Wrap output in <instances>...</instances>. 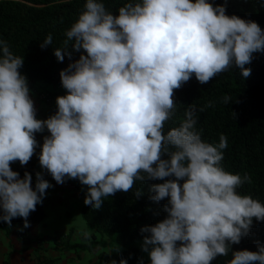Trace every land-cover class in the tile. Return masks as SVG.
Listing matches in <instances>:
<instances>
[{"label": "clouds", "instance_id": "clouds-1", "mask_svg": "<svg viewBox=\"0 0 264 264\" xmlns=\"http://www.w3.org/2000/svg\"><path fill=\"white\" fill-rule=\"evenodd\" d=\"M65 35L81 55L60 72L66 94L43 120L20 72L24 57L0 40V221L23 218L29 227L30 213L43 203L51 187L44 172L33 188L30 172L21 177L11 167L26 166L40 147L41 168L58 184L86 186L84 203L93 209L136 181H164L151 185L150 199L167 200V215L141 228L150 264H212L227 256L254 220L264 222V203L238 192L251 178L224 169L227 138L204 141L194 106L178 127L165 133L164 125L174 115L175 90L193 76L206 84L235 67L248 78L254 54L264 53V29L210 0H128L118 15L86 0ZM49 45L50 34L41 47ZM68 49L55 48L59 62L71 59ZM45 130L41 146L36 133ZM256 243L257 251L232 252L228 264H264V244Z\"/></svg>", "mask_w": 264, "mask_h": 264}, {"label": "trees", "instance_id": "trees-1", "mask_svg": "<svg viewBox=\"0 0 264 264\" xmlns=\"http://www.w3.org/2000/svg\"><path fill=\"white\" fill-rule=\"evenodd\" d=\"M106 9L118 15V10L128 0H100ZM215 5H225L227 15H237L242 19L257 22L264 29V0H210ZM86 0H0V40L8 43L10 50L24 57L20 72L28 79L30 90L36 89L39 81L61 84L60 72L79 59L81 53L72 50L73 41H65L66 31L77 21L84 11ZM52 36V45L46 48L41 43L48 35ZM55 48L68 49L71 59L65 55L59 62L54 55ZM248 67L251 75L244 78L240 70L231 67L214 77L206 84H200L195 76L180 89L175 90L176 108L174 115L164 125L165 133L178 127L185 118V111L196 108V130L206 142L216 144L223 134L228 141L224 150L222 166L228 172L248 175L251 183H245L238 189L243 195H250L264 203V53H255ZM66 94V90H65ZM64 94V95H65ZM230 97L224 103V97ZM211 103V107H207ZM200 109H204L200 111ZM50 115L57 111L56 100L50 105ZM37 159L33 156L26 166L19 161L12 163L14 171L23 177L25 172L32 174V186L35 188ZM164 181H136L133 188L117 192L104 200L100 209H93L83 203L81 213L87 225L97 231L86 233L80 240L70 241L72 233L56 232L52 235L53 247L65 250H92L101 246L97 260L85 264H101L115 260L117 264L126 259L128 264H150L136 239L144 238L141 228L155 225L166 217L163 206L167 200L155 202L150 199L153 183ZM140 191L141 196L136 197ZM45 207L38 204L31 212L29 223L41 221ZM23 218H14L9 225L0 221V228L9 233L14 226H24ZM257 241L264 244V222L254 220L250 234L239 244L232 245L227 256L217 257L212 264H228L237 250L257 251ZM51 258L38 257L35 264H50Z\"/></svg>", "mask_w": 264, "mask_h": 264}, {"label": "rangeland", "instance_id": "rangeland-1", "mask_svg": "<svg viewBox=\"0 0 264 264\" xmlns=\"http://www.w3.org/2000/svg\"><path fill=\"white\" fill-rule=\"evenodd\" d=\"M36 86V89L30 90V95L35 103L37 112L42 114L41 120L47 119L50 117V105L58 96L65 94V89L59 86V84L45 81H39ZM37 172H44V179L51 185V187L46 190V195L43 198L45 215L40 223L51 228L52 233H60L61 231H66L68 228L73 227L74 239L76 240L80 239V236H76V234L79 235L78 232L96 233V235L99 236L97 231L87 225L81 213L87 187L81 185L78 180H67L64 184H58L50 174L41 168L39 159H37ZM106 199L107 198L104 200ZM134 242L150 261L149 255L142 250L143 238L136 239ZM30 245L33 247L32 243ZM45 248H48V245L41 243L34 253L40 252ZM101 248V246H98L89 250V252L94 253V249L100 251ZM60 251L68 255V250L62 249L58 250L57 256H61ZM73 252L75 251L72 250V253ZM75 256L78 257L79 253ZM111 262V260H107L101 264H111Z\"/></svg>", "mask_w": 264, "mask_h": 264}, {"label": "crops", "instance_id": "crops-1", "mask_svg": "<svg viewBox=\"0 0 264 264\" xmlns=\"http://www.w3.org/2000/svg\"><path fill=\"white\" fill-rule=\"evenodd\" d=\"M41 118L42 114L37 112V119ZM45 135H49L47 130L43 133H36V139L41 146ZM40 151L41 148L38 147L34 156H38ZM29 225L26 228L24 226H14L9 233L0 228V264H35L38 257L51 258L50 264H85L90 260L94 261L98 258L99 251L95 249L94 253H90L89 250H78L79 252L75 251L72 253V250H68V255L60 251L61 256H57L58 250L62 249L53 247L52 235L54 233H52V229L46 227L45 224H41L40 221L29 223ZM70 228L61 232H67ZM78 234L76 236H80L81 239V236L86 233L78 232ZM69 240L77 241L74 239V228ZM31 243L33 247H31ZM41 243L48 245V248L34 253ZM78 253L79 256L76 257L75 255Z\"/></svg>", "mask_w": 264, "mask_h": 264}]
</instances>
